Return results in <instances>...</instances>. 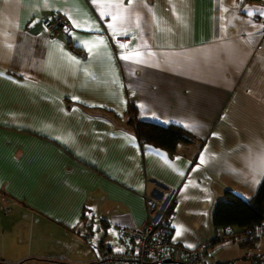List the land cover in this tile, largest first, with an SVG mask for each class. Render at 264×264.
<instances>
[{"label": "crops", "instance_id": "crops-1", "mask_svg": "<svg viewBox=\"0 0 264 264\" xmlns=\"http://www.w3.org/2000/svg\"><path fill=\"white\" fill-rule=\"evenodd\" d=\"M133 9L139 22L112 37L99 13L115 9L92 0L0 3V205L32 217L0 225V264H99L84 248L95 247L97 222L99 249L128 257L122 232L147 226L145 198L160 202L170 238L206 258L224 234L216 204L259 190L264 0H133ZM68 16L100 31H45L60 17L71 29ZM119 43L141 62L121 60ZM131 105L137 120L183 127L194 141L175 153L141 143ZM38 214L51 225H35Z\"/></svg>", "mask_w": 264, "mask_h": 264}, {"label": "trees", "instance_id": "trees-1", "mask_svg": "<svg viewBox=\"0 0 264 264\" xmlns=\"http://www.w3.org/2000/svg\"><path fill=\"white\" fill-rule=\"evenodd\" d=\"M250 1L255 2L260 0ZM52 22L54 31H64L65 23L60 24L57 20ZM71 48L74 51H78V48L75 46L71 45ZM136 111L137 107L131 105L129 113L135 115ZM129 125L134 127L136 137L141 143L153 145L169 153H175L180 144L194 141V136L188 133L183 127L175 125L163 126L156 123L139 121L136 119V115L134 119L129 120ZM213 219L216 229L224 230L223 236H220L218 239L220 242L233 240L239 237L240 234L260 239V237L258 238V236H255V231L256 228L264 226V180L257 193L249 200L233 192H228L226 194V199L216 204ZM227 227L232 228L233 234L230 237L225 234ZM238 228L243 231L239 233H236V230L233 231V229ZM247 246H253L251 240H249Z\"/></svg>", "mask_w": 264, "mask_h": 264}, {"label": "built area", "instance_id": "built-area-1", "mask_svg": "<svg viewBox=\"0 0 264 264\" xmlns=\"http://www.w3.org/2000/svg\"><path fill=\"white\" fill-rule=\"evenodd\" d=\"M57 22L64 24L62 17ZM53 26L50 20L44 23L47 31L53 29ZM145 202L147 226L144 229L130 228L122 232L123 238L130 240L128 257L116 255L114 246L99 249V264H205L204 251L189 250L170 238V229L160 212V202L153 198H145ZM255 232V236L263 238L264 226L256 228ZM225 234L230 237L233 234L232 228L227 227Z\"/></svg>", "mask_w": 264, "mask_h": 264}, {"label": "rangeland", "instance_id": "rangeland-1", "mask_svg": "<svg viewBox=\"0 0 264 264\" xmlns=\"http://www.w3.org/2000/svg\"><path fill=\"white\" fill-rule=\"evenodd\" d=\"M3 205H0V225H12V223L16 221H28L26 215L29 217V221H31V212H26L25 207H11L6 206L4 209H1ZM39 213H43L44 211L38 209ZM21 218V219H20ZM38 221H35V225H51L45 218L38 214ZM23 223V222H19ZM93 232L96 234L95 239V247L90 248V246H84L87 251L92 253L93 255H99V247H98V237H100V230L102 229V225L100 222H97L92 228ZM241 229H236V233L242 232ZM103 235V234H102ZM249 240L253 243V246L248 247L247 244ZM109 242H106L108 245ZM212 248V247H211ZM209 248V252L206 254V258L204 256L203 261L205 264H264V238L255 239L254 237H250L248 235L240 234L239 237H236L233 240H226L222 243L216 244L212 249ZM95 250V251H94ZM96 252V253H95ZM247 258L251 259V262L247 261ZM206 260V262H205ZM24 264H41L28 262Z\"/></svg>", "mask_w": 264, "mask_h": 264}, {"label": "snow or ice", "instance_id": "snow-or-ice-1", "mask_svg": "<svg viewBox=\"0 0 264 264\" xmlns=\"http://www.w3.org/2000/svg\"><path fill=\"white\" fill-rule=\"evenodd\" d=\"M3 2H5V0H0V3H3ZM45 2H48V0H45ZM92 3L94 6H100V7L110 6L111 9H115V10H110L108 12L101 11L99 13L101 18H104L106 16L110 17L112 22L108 23L106 27L110 30V35L112 37L129 35L128 27L126 25V19H132L133 22H136V23H138L139 19H141L140 17H137L135 15L134 9L132 10V12H129V9L132 6L133 0H128V8L124 7V0H92ZM125 13H129L128 17L125 16ZM248 14L252 15L251 12H249ZM68 20L71 23V29L65 26V29H64L65 32L71 33L72 29H80L81 31H88V32H91V31L99 32L100 31L99 27L88 28L87 26H85L84 28H81L80 23L77 20H74L71 16H68ZM29 26H33V25H29ZM45 31H47V28H45ZM78 42L81 43L82 48L86 49L89 54L93 56L100 55L99 50L94 52L93 46H89L87 42L80 41V40H78ZM95 43L98 45H103L107 47V41L104 38H97ZM118 47L122 51L125 49L128 50L125 54L120 56L121 60L125 62H135V63L141 62V59H140L141 53L139 52V50L129 48V45L126 43H119ZM72 59L76 61L77 63L79 62L76 60L75 57H72ZM73 100L78 101L79 98L73 97ZM140 107H146V106L140 105ZM72 111H76V110L73 109ZM185 127H188L189 130H195L194 126H191V125H185ZM176 159H179V157H177ZM204 162H205L204 156L201 155L199 159V163L203 164ZM176 235L178 237L181 235V232L179 229H177ZM188 247H192V245H188ZM118 251H122V249H118Z\"/></svg>", "mask_w": 264, "mask_h": 264}, {"label": "water", "instance_id": "water-1", "mask_svg": "<svg viewBox=\"0 0 264 264\" xmlns=\"http://www.w3.org/2000/svg\"><path fill=\"white\" fill-rule=\"evenodd\" d=\"M168 261H170V260L168 259Z\"/></svg>", "mask_w": 264, "mask_h": 264}]
</instances>
